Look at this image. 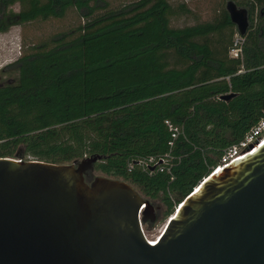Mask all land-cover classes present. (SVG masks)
<instances>
[{
    "label": "trees",
    "instance_id": "1",
    "mask_svg": "<svg viewBox=\"0 0 264 264\" xmlns=\"http://www.w3.org/2000/svg\"><path fill=\"white\" fill-rule=\"evenodd\" d=\"M232 1L249 18L238 58L227 0L211 20L183 27L171 26L169 0H0V33L69 8L83 19L3 67L16 75L0 83V157L70 164L101 155L95 176L121 179L171 214L169 194L183 200L264 115V0ZM166 120L181 130L175 139ZM165 154L172 181L128 171Z\"/></svg>",
    "mask_w": 264,
    "mask_h": 264
},
{
    "label": "water",
    "instance_id": "2",
    "mask_svg": "<svg viewBox=\"0 0 264 264\" xmlns=\"http://www.w3.org/2000/svg\"><path fill=\"white\" fill-rule=\"evenodd\" d=\"M225 9L244 36L247 10L232 0ZM255 144L183 199L157 243L140 227L155 222L150 200L121 179L89 180L103 156L0 157V264H264V142Z\"/></svg>",
    "mask_w": 264,
    "mask_h": 264
},
{
    "label": "rangeland",
    "instance_id": "3",
    "mask_svg": "<svg viewBox=\"0 0 264 264\" xmlns=\"http://www.w3.org/2000/svg\"><path fill=\"white\" fill-rule=\"evenodd\" d=\"M113 8H118L134 0H107ZM223 0H169L173 9L170 24L173 27H183L206 22L212 19L215 10L220 7ZM184 4L187 11L180 8ZM18 11L19 5L12 7ZM83 22L79 13L74 8H69L62 18H50L47 20H36L22 26H13L6 33H0V83L11 82L16 73H3L5 65L15 61L29 47L47 41L49 38L60 33H71ZM234 36V41L236 39ZM91 175L89 177L91 180ZM138 193L139 191L135 189ZM154 207H161L159 201H150ZM162 208V207H161ZM162 219V213L159 216ZM156 221V220H155ZM159 221L147 223L146 234L150 237L158 234ZM154 224V225H153ZM153 225V226H152Z\"/></svg>",
    "mask_w": 264,
    "mask_h": 264
},
{
    "label": "built area",
    "instance_id": "4",
    "mask_svg": "<svg viewBox=\"0 0 264 264\" xmlns=\"http://www.w3.org/2000/svg\"><path fill=\"white\" fill-rule=\"evenodd\" d=\"M244 39L243 36L237 34L235 41L233 42V47L230 50V56L234 58L241 57V45L243 43ZM165 124L169 127V130L171 131V137L172 139H175L180 133L181 130L178 127L173 126L169 121H165ZM258 142V144H255V147L253 150L261 145L264 142V115L258 120V122L251 127V129L245 134L244 139L240 141L238 144L232 145L227 147L221 156L219 165L215 168H213L212 173H216L219 170L223 169L224 167H227L231 163L241 159L245 155H247L249 152L246 151L247 147L250 144H254L255 142ZM173 140L169 141V145L172 146ZM137 165L139 166L144 172H147L148 174L152 175L154 173L160 172V173H166L169 175V180L172 181L174 179L173 173H172V157L169 154H165L163 156H150L147 158L140 159L136 162H131L128 165V171H131L133 169V166ZM209 175V176H210ZM208 176V177H209ZM208 177L203 178L196 187L193 188V190L185 197H189L191 194L197 191V189L201 186V183H203ZM170 200L172 201V213L167 215L166 217H162V219L159 221V216L155 219L156 221H159V231L158 234L155 236H148L146 234L147 229V223H142L140 221V227L141 230L148 241V243H157L158 239L160 238L161 234L163 233L167 223L175 216L177 211L180 209V207L183 204V200L180 202H177L174 200L173 196L169 194ZM145 208V204L140 207L138 211V217L139 220L141 219V214L143 209ZM156 213V209H155ZM155 221V222H156ZM155 224V223H154ZM153 224V225H154ZM152 225V226H153Z\"/></svg>",
    "mask_w": 264,
    "mask_h": 264
},
{
    "label": "flooded vegetation",
    "instance_id": "5",
    "mask_svg": "<svg viewBox=\"0 0 264 264\" xmlns=\"http://www.w3.org/2000/svg\"><path fill=\"white\" fill-rule=\"evenodd\" d=\"M155 208H156V213H155V219H156L162 213V209L161 207H155Z\"/></svg>",
    "mask_w": 264,
    "mask_h": 264
}]
</instances>
